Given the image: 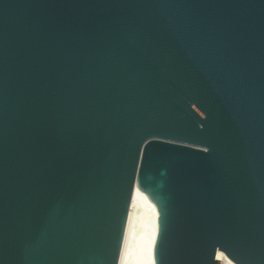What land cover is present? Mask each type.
<instances>
[{
    "label": "water",
    "instance_id": "1",
    "mask_svg": "<svg viewBox=\"0 0 264 264\" xmlns=\"http://www.w3.org/2000/svg\"><path fill=\"white\" fill-rule=\"evenodd\" d=\"M264 264V0H0V264Z\"/></svg>",
    "mask_w": 264,
    "mask_h": 264
},
{
    "label": "bare ground",
    "instance_id": "2",
    "mask_svg": "<svg viewBox=\"0 0 264 264\" xmlns=\"http://www.w3.org/2000/svg\"><path fill=\"white\" fill-rule=\"evenodd\" d=\"M156 230V207L141 197L134 185L117 264H153ZM216 258L219 264H235L222 251H217Z\"/></svg>",
    "mask_w": 264,
    "mask_h": 264
}]
</instances>
